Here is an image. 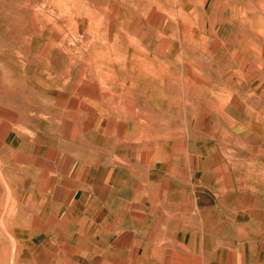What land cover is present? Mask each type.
<instances>
[{
	"label": "rangeland",
	"instance_id": "1",
	"mask_svg": "<svg viewBox=\"0 0 264 264\" xmlns=\"http://www.w3.org/2000/svg\"><path fill=\"white\" fill-rule=\"evenodd\" d=\"M236 90L264 115V0H0V201L23 192L5 180L34 163L47 177L74 136L99 132L86 104L100 95L122 117L110 131L128 138L140 117L182 133L185 115L241 102Z\"/></svg>",
	"mask_w": 264,
	"mask_h": 264
},
{
	"label": "crops",
	"instance_id": "2",
	"mask_svg": "<svg viewBox=\"0 0 264 264\" xmlns=\"http://www.w3.org/2000/svg\"><path fill=\"white\" fill-rule=\"evenodd\" d=\"M236 92L241 102L213 107L206 125L185 115L174 136L142 117L113 135L122 117L104 95L87 102L102 124L76 133L66 164L5 180L23 192L0 201V264H264V115Z\"/></svg>",
	"mask_w": 264,
	"mask_h": 264
}]
</instances>
